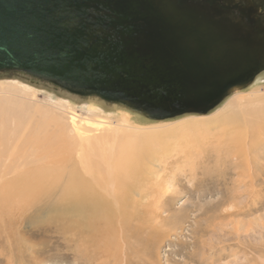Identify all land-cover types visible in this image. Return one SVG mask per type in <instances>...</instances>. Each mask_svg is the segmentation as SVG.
I'll return each mask as SVG.
<instances>
[{"label": "water", "instance_id": "95a60500", "mask_svg": "<svg viewBox=\"0 0 264 264\" xmlns=\"http://www.w3.org/2000/svg\"><path fill=\"white\" fill-rule=\"evenodd\" d=\"M263 72L239 17L204 0H0V74L148 120L208 114Z\"/></svg>", "mask_w": 264, "mask_h": 264}, {"label": "bare ground", "instance_id": "6f19581e", "mask_svg": "<svg viewBox=\"0 0 264 264\" xmlns=\"http://www.w3.org/2000/svg\"><path fill=\"white\" fill-rule=\"evenodd\" d=\"M7 86L0 87V94L23 100L0 99V243L6 239L5 246L11 247L5 258H2L4 253H0V264L5 261L12 264V259L22 260L19 257L23 251L34 259L52 249L51 246L39 248L41 242L37 239L19 234L26 223L33 228L49 225L63 235L64 250L72 254L75 264L90 263L94 259L95 264H113V241L108 233L115 221L125 230L127 214L124 210L126 203L133 201L130 192L133 185L136 186L134 183L139 182L138 194L146 197L142 164L154 157L158 167H162L172 152V143L164 139L173 133L160 132L161 128L147 132V128L132 123L128 113L111 123L95 112H90L91 117H81L60 103L52 106V110L34 107L21 96L31 94L30 87L19 83ZM257 92H253L255 98L245 92L233 94L228 106L241 104V113L219 112L208 118L206 114L198 115V125L185 123L178 130L187 134L178 141L181 151L184 147L189 152L195 151L194 147L213 139L220 146L235 147V153H227L234 156L239 168H245L248 174L240 183L255 185L251 173L258 160L253 149L264 137V98ZM25 100H29L28 97ZM217 129L221 132L217 133ZM155 148H161V152ZM90 156L96 159L97 165L90 162ZM93 166L96 171L85 173L84 167L91 171ZM127 197H131L128 202ZM45 227L38 235L39 240L45 241L52 235V230ZM37 231L35 228L32 233ZM21 246L26 250L20 251Z\"/></svg>", "mask_w": 264, "mask_h": 264}, {"label": "rangeland", "instance_id": "374dc122", "mask_svg": "<svg viewBox=\"0 0 264 264\" xmlns=\"http://www.w3.org/2000/svg\"><path fill=\"white\" fill-rule=\"evenodd\" d=\"M15 83L31 88V94H28L30 96L24 94L21 96L24 97V102L34 107L52 110V106H58L60 103L75 110V113L81 117H91L93 114L90 112H95L101 117H107L111 123H116L121 119L122 114L128 113L131 122L147 128V132H153L154 128H161L160 132L168 131L169 135L173 133L164 139L172 143L170 144L171 156L165 164L158 167L157 158L152 156L154 160L142 164L147 182L144 181L146 197L138 194L139 182L134 183L136 186L133 185V189H135L134 191L132 189V193L130 192L132 198L126 199L127 202L129 198L133 201L129 200V203H132L131 208L129 203L125 206L124 211L127 214L125 230H122L121 225L115 221L113 229H110L108 233L111 234L110 239L113 241L114 250L111 248L114 252L113 264H264V137L263 142L253 149V152L257 153L256 160H258L256 164L254 163L251 173L255 185L246 186L240 183L242 182L240 180L248 175L246 169L239 168L238 160L230 155L237 151L235 147L231 149L220 146L219 142L213 139V141L209 140L212 143L206 142L199 147H194L195 151L189 152L185 147L184 151H181L182 147H179L178 141L187 134L183 135L182 131L178 130L182 129L185 123L196 122L198 125L196 114L166 121H152L97 98L75 96L52 84L26 75L0 74V87H8L7 85L11 86ZM255 91H259L260 93H257L264 98V72L248 88L237 90L233 94L245 92L254 97ZM233 94L205 116L214 117L219 112L227 115L232 111L241 113L243 110L241 104L228 106L231 98L234 97ZM25 97L29 100H25ZM0 99L1 101L23 100L18 96L11 98L4 94H0ZM216 131L220 133L221 129ZM149 147L151 146H148V149H154ZM160 149L156 150L160 153ZM95 161L96 159L93 160L90 156V162ZM95 163L97 165V162ZM84 166H86L85 162ZM84 170L85 173L92 174L96 171V167L91 171L84 167ZM252 188L254 191L251 190ZM134 200L137 201L134 202ZM45 226L52 230V235H49L45 241L39 240L38 235L44 232ZM35 228L38 229L37 233H32ZM20 230L19 234L22 232L27 238L41 242L39 248L51 246L52 249L38 254L34 259H30L27 252L23 251L22 256L17 255L22 260L12 259V264H75L70 256L72 254L64 250V236L54 231L51 226L37 225L33 228L26 223ZM5 241L6 239H3L4 243H0L3 244V247H0V253H4L2 258L11 251L9 245L5 246ZM22 249L26 250L21 246L20 251ZM94 260L85 264L97 263ZM103 260H106L105 257Z\"/></svg>", "mask_w": 264, "mask_h": 264}, {"label": "flooded vegetation", "instance_id": "af4514ba", "mask_svg": "<svg viewBox=\"0 0 264 264\" xmlns=\"http://www.w3.org/2000/svg\"><path fill=\"white\" fill-rule=\"evenodd\" d=\"M210 5L237 15L264 53V0H204Z\"/></svg>", "mask_w": 264, "mask_h": 264}]
</instances>
